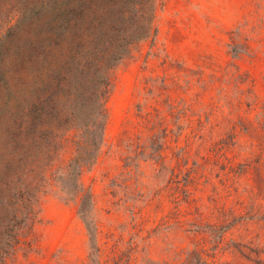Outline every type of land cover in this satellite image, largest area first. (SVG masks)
Listing matches in <instances>:
<instances>
[{
  "label": "rangeland",
  "instance_id": "374dc122",
  "mask_svg": "<svg viewBox=\"0 0 264 264\" xmlns=\"http://www.w3.org/2000/svg\"><path fill=\"white\" fill-rule=\"evenodd\" d=\"M37 1L0 0V117L4 54ZM155 22L113 70L100 155L75 180L83 191L53 178L67 142L46 173L33 247L7 264H93L86 191L102 264H264V0H158Z\"/></svg>",
  "mask_w": 264,
  "mask_h": 264
},
{
  "label": "trees",
  "instance_id": "16d2710c",
  "mask_svg": "<svg viewBox=\"0 0 264 264\" xmlns=\"http://www.w3.org/2000/svg\"><path fill=\"white\" fill-rule=\"evenodd\" d=\"M36 4V14L3 61V102L8 106L0 117V264L21 249H32L46 173L67 142L74 145L73 155L53 178L72 196L83 191L75 180L100 155L113 70L157 31L158 0ZM71 130L77 131L73 139L66 136ZM162 146L151 154L161 159ZM93 206V194L84 192L79 212L91 235L92 262L102 264Z\"/></svg>",
  "mask_w": 264,
  "mask_h": 264
}]
</instances>
